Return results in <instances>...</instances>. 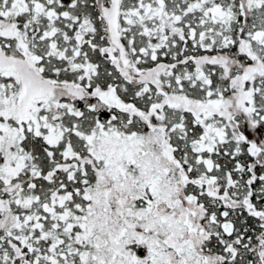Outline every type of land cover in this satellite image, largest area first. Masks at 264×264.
I'll list each match as a JSON object with an SVG mask.
<instances>
[{"label": "snow or ice", "instance_id": "6c2138e0", "mask_svg": "<svg viewBox=\"0 0 264 264\" xmlns=\"http://www.w3.org/2000/svg\"><path fill=\"white\" fill-rule=\"evenodd\" d=\"M0 264H264V0H0Z\"/></svg>", "mask_w": 264, "mask_h": 264}]
</instances>
